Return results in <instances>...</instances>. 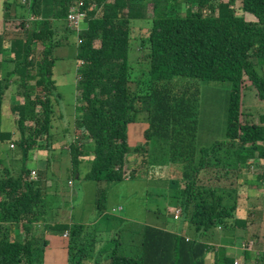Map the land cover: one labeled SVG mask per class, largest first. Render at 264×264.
Masks as SVG:
<instances>
[{
	"label": "trees",
	"instance_id": "16d2710c",
	"mask_svg": "<svg viewBox=\"0 0 264 264\" xmlns=\"http://www.w3.org/2000/svg\"><path fill=\"white\" fill-rule=\"evenodd\" d=\"M78 4L84 25L71 28L69 9ZM1 7V24L19 20L21 32L11 40L0 33V264H42L44 236L59 229L68 234L69 264L87 260L79 249L84 227L48 223L46 190L26 167L43 138L51 152L53 100L60 98L53 52L69 45L71 34L79 65L74 124L89 141L68 144L72 171L84 159L85 180L118 184L140 175L142 167L129 161L141 154L150 180L172 185L167 205L179 225L168 231L134 222L138 240L132 248L126 240L133 236L115 243L108 264H206L208 253L212 264H236L228 252L244 224L236 216L242 170L256 167L264 179V113L255 117L243 104L246 91L264 104V0H2ZM136 25L144 35L134 43ZM131 41L138 60L129 58ZM197 81L230 84L225 138L207 148L196 145ZM11 86L17 102L9 106ZM5 101L14 134L2 129ZM135 123L147 128L131 148L128 127ZM97 197L105 203L106 189ZM18 226L30 238H10ZM242 255L237 264H248L249 250Z\"/></svg>",
	"mask_w": 264,
	"mask_h": 264
},
{
	"label": "rangeland",
	"instance_id": "374dc122",
	"mask_svg": "<svg viewBox=\"0 0 264 264\" xmlns=\"http://www.w3.org/2000/svg\"><path fill=\"white\" fill-rule=\"evenodd\" d=\"M1 2L2 1L0 0V4ZM19 24V20H7V22L4 21V23L0 26V33L10 40L12 38L18 37L21 32ZM79 25L80 28H83L84 22L81 21ZM142 35H144V30L138 29V25H136L132 32V40L134 39V43L136 40H140ZM69 40V45H60L53 52V55L57 58V61L55 62V68L53 69V79L55 81L57 93L60 95V98H57L56 101L53 100V108L55 109L54 116L58 118L54 119L53 128L51 130V152H47L50 156L48 157L49 161H44L45 167L44 164L41 165V163L34 164L31 162H26L27 168L35 169H32L36 173L35 179L33 180L39 181L40 187H42V189L45 188L46 190L42 205L48 214L47 221L52 225L50 218L52 215H57L59 217L58 219L55 218L57 226H62V223H60L61 221L66 223L68 226L79 224V221L84 219L83 216L87 212L83 211V209L91 206V212L89 213L92 214L94 211L92 207L93 202H91V200L98 198L96 194L94 195L91 193V189L94 184L93 181L87 180L84 190L87 193V197L85 194L83 199L84 202L80 203L79 205V200L82 193L78 178L80 165L76 171H72L69 153L67 150H65V148H63L64 145L68 146L69 143H76L79 145V137H81L79 135L80 131L75 127V119L73 115L75 113V107L78 103L79 97L76 88L77 68L79 65L77 67L73 54V42L75 41V36L71 34ZM132 46L133 44L131 41L129 58L131 61L135 59L138 60L140 54L138 53L137 49H132ZM38 48L40 49L41 46ZM134 53L135 56L133 59ZM134 64L135 63H133V65ZM193 82L196 81L193 80ZM197 83L199 86L200 95L197 110L198 118L196 145L198 147L207 148L210 147L214 142L222 141L225 138L230 84L208 81H197ZM11 98H13V100L16 99L15 95H12ZM243 104L247 112L252 113L254 111L253 115L255 117L258 114L264 113V104L255 101L252 97V93L249 91H246L244 94ZM7 110L8 108L5 102L3 106L1 124L2 129L6 131V133H11L8 132V130L12 127L13 122L11 121L10 114H8ZM63 127H69L68 132H62L61 129ZM41 143V146L32 152L33 156H36L38 151H46L45 148L47 147L45 146L44 138ZM12 152L13 154L15 153L16 155H19L20 149L15 146ZM139 155H137V157H131L129 163L131 164L130 168L138 169V167H142L139 168L141 169L140 175L142 178L137 174V176L134 175L133 177H127L126 180L129 181L113 184L111 189L112 193L109 197H112L111 201H119L116 206H124L125 212L121 214L124 216V218H128L130 221L135 223H144L145 220L151 219L150 216L146 215L145 210L150 211L158 209L161 214L166 216V207L168 206L167 202L170 201V198L164 197L160 192L163 188H158L160 186L154 180H150L148 177V164H145L144 166L141 165V159L138 157ZM133 158H136L135 161H133ZM82 166L83 165H81V167ZM37 168H40L42 171H44L45 176H43L42 172ZM254 170L256 171L257 168L254 167ZM69 181L70 183H73V185H69ZM87 185L91 189H87ZM110 185L111 184L109 183L106 184L105 182H102L99 187L100 191L106 189V198L107 194L109 193L108 189ZM171 203L172 202H170V204ZM95 205L100 207V202H96ZM102 205H104L105 208L107 207L105 203ZM97 211V215L100 216V210ZM125 223H127L126 226ZM125 223L123 225L121 224V231H116L119 229L112 231L116 240V242L112 243V247L117 242H120L124 245L122 240L126 231L129 230L128 227H130L129 222ZM114 225L115 223L113 222L112 226ZM19 227L20 226L16 227V229ZM131 237L132 236L127 237V239H130ZM110 244V242L105 241L100 244L97 239H92L88 240L85 245H82L81 249L88 261H93L99 264L103 261V259L101 256L102 254L99 253L98 246L105 247ZM77 251H79V249ZM83 264L85 263L83 262Z\"/></svg>",
	"mask_w": 264,
	"mask_h": 264
},
{
	"label": "crops",
	"instance_id": "0c3cea01",
	"mask_svg": "<svg viewBox=\"0 0 264 264\" xmlns=\"http://www.w3.org/2000/svg\"><path fill=\"white\" fill-rule=\"evenodd\" d=\"M2 1V0H1ZM2 4V2H1ZM1 4H0V26L1 21H2V11H1ZM247 19H251L250 17L247 16ZM75 55V52H73ZM77 67H78V62L76 61ZM7 103L10 106L12 102L16 101L17 102V96L16 99L13 100L12 95L15 94L14 86H12L9 91H7ZM5 101V102H6ZM74 119H75V113ZM11 121L15 118L14 116L10 115ZM61 117V116H60ZM147 128V124L145 123H135L132 124L128 127V143L131 148L136 147L137 145L141 144L143 142V133L144 130ZM13 126L9 128L8 132H13ZM69 127H63L61 129L62 132H68ZM12 130V131H11ZM6 132V131H5ZM12 139V138H11ZM74 142V141H73ZM79 144L82 146H88L89 141L88 138L86 137H81L79 140ZM68 146L64 145L63 148L68 151L67 149ZM8 151L5 149L4 150V157L5 159L9 158V154H7ZM50 153V152H49ZM49 153L47 151H38L36 156H33V159L31 161H26V162H31L34 164L41 163L44 164L45 167V162L48 161ZM16 159L20 158V155H16ZM87 158L90 160L92 157H83ZM19 160V159H18ZM15 161V163H20ZM84 162L80 164L83 165L81 168L79 167V182L81 186V197L79 200V205L80 203L84 202V195L87 193L84 191L85 190V185L87 183V180H85V175L88 172V161L82 159ZM9 162L7 161V164ZM14 163V162H13ZM85 163V164H84ZM6 164V165H7ZM12 165V164H9ZM40 165V166H41ZM34 168H30L32 170ZM38 170L42 171L40 168H37ZM16 170V168H15ZM35 170V169H34ZM146 170V169H145ZM254 168L249 165L243 168L242 174L245 175L244 180L240 181V187L238 188V198H237V210H236V216L239 220H243L244 224L238 230V238L236 242L234 243V249L229 250L228 254L229 256L234 257L236 261L242 262V251L243 250H249L250 252V261L248 264H260L261 261V255L264 256V187H259L256 188L255 186L263 183L264 185V179H260L259 175L261 173V170H254ZM259 171V172H257ZM18 172V171H17ZM129 181V180H127ZM131 181V180H130ZM160 187L158 188H163L160 192L163 194L164 197H169L171 200V195H172V185L170 183L163 185L159 184L158 181H155ZM90 183V182H89ZM92 189L87 185V189H91L92 194H96L97 192L100 191V185L102 182H93ZM258 183V184H256ZM69 185H73V183H70ZM113 185V184H112ZM112 185L109 186V193L107 194L106 202L105 204L107 207L105 208L104 205H100V207H96L95 203L97 202V199H92L91 202H93L92 207H93V213L90 214L91 209L89 206L86 209H83V211H87L81 221H79V225L84 227V239L83 241L86 243L88 240L92 239H97L98 242L101 244L103 241L105 242H110L111 244L105 247L98 246L99 253L102 254V259L103 261L99 264H108V258L107 255L109 252L112 251V243L116 242L113 234V230L119 229L116 231L122 230L121 228V222H129L131 223V230L126 231L125 236L130 237L133 236L132 241H127L126 240V247L132 248L133 247V241H137L139 236H134L137 235L134 233V222L130 221L128 218H124L121 214L125 212L124 206L123 205H117L118 200L116 202L111 201L112 197H109L112 193ZM259 186V185H258ZM45 189V188H44ZM88 204V203H87ZM171 208L170 206L166 207V216L161 214L158 209L155 210H145L146 215L150 216V220H145L144 223H139L146 225L148 222H153L154 226L165 228L168 231H174L178 224L174 222L172 219V214H171ZM116 210L112 212V210ZM97 210H100V216L97 215ZM114 213V214H113ZM55 218L58 219L59 217L56 215H52L50 218V222L53 224H56ZM171 220V221H170ZM115 223L114 226H112V223ZM61 225H66V223H63L62 221ZM59 223V224H60ZM73 224V223H71ZM44 224H41V226ZM20 230V231H19ZM66 232V230H54L52 233H48L44 236V239L47 240L48 245L44 249L43 252V264H69V255H68V235L66 237L63 236V234ZM123 232V231H122ZM67 233V232H66ZM96 234V237H95ZM17 236L19 239L23 238H30L31 234L26 235V232L24 229L21 228V226L18 229H15L14 233L11 234V237ZM113 236V237H112ZM10 237V238H11ZM114 239V241H113ZM113 241V242H112ZM124 239L122 240V242ZM85 244H81L79 246V249H81V246ZM137 244H135V247ZM84 248V246H83ZM256 257L259 259L257 260ZM212 253H208L206 257V264H212ZM85 264H98L93 261H84Z\"/></svg>",
	"mask_w": 264,
	"mask_h": 264
},
{
	"label": "built area",
	"instance_id": "2783aa9c",
	"mask_svg": "<svg viewBox=\"0 0 264 264\" xmlns=\"http://www.w3.org/2000/svg\"><path fill=\"white\" fill-rule=\"evenodd\" d=\"M80 6H81V4H78V6H76V7H71L70 9H69V13H68V24H69V26L71 27V28H76L77 26H78V24H79V22L82 20V18L84 17V14L80 11ZM12 147V146H11ZM31 175H32V177H30L31 179H35V175H36V173L34 172V171H31ZM175 218L177 217V215L179 214V212H176L175 211ZM174 218V219H175ZM68 234L65 232L64 234H63V236L64 237H66ZM236 264H237V262H236Z\"/></svg>",
	"mask_w": 264,
	"mask_h": 264
}]
</instances>
